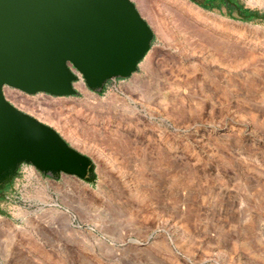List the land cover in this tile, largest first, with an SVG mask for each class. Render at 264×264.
Here are the masks:
<instances>
[{
    "label": "rangeland",
    "instance_id": "1",
    "mask_svg": "<svg viewBox=\"0 0 264 264\" xmlns=\"http://www.w3.org/2000/svg\"><path fill=\"white\" fill-rule=\"evenodd\" d=\"M135 1L162 20L166 34L151 24L162 39L150 50L164 82L141 79L134 93L115 78L93 93L80 79L68 96L5 88L13 104L89 155L97 176L81 187L68 174L61 193L53 185L56 198L42 202L12 197L9 184L0 264H230L220 246L223 223L234 218L250 236L238 240L237 264H264V0H240L260 17L210 24L194 20L192 0ZM26 171L21 181L32 176Z\"/></svg>",
    "mask_w": 264,
    "mask_h": 264
},
{
    "label": "water",
    "instance_id": "2",
    "mask_svg": "<svg viewBox=\"0 0 264 264\" xmlns=\"http://www.w3.org/2000/svg\"><path fill=\"white\" fill-rule=\"evenodd\" d=\"M154 31L133 0H0V195L23 164L53 177L96 179L92 158L51 125L13 104L5 88L76 95L79 75L100 92L128 78Z\"/></svg>",
    "mask_w": 264,
    "mask_h": 264
},
{
    "label": "crops",
    "instance_id": "3",
    "mask_svg": "<svg viewBox=\"0 0 264 264\" xmlns=\"http://www.w3.org/2000/svg\"><path fill=\"white\" fill-rule=\"evenodd\" d=\"M133 1L135 2L139 12L141 13V15L145 18V20L148 22V24L151 26L152 30L154 31V38L153 39H155V38L156 39H162L161 36H165L166 33L160 28L161 25L158 24V22L160 21L158 16L153 15V13L149 9L147 10L148 14L144 15L143 11H141V9H140L139 3L135 0H133ZM143 1L144 0H142V3L145 4V2H143ZM196 6L200 9L196 12L198 14L199 18L196 19V17H195L196 15H194L193 17H194L195 21H198L200 23L210 24L212 21L217 22L218 18L225 17L229 20H233L230 17H233V18L235 17V15H230V14L227 15L229 17H226V16H223V14H221L219 12V10H210V9L202 8V7L198 6L197 4H196ZM252 17H254V16H252ZM255 17H260V16L255 15ZM148 18L150 19V21L151 20L154 21V23L152 21L150 23L148 21ZM247 18H250V17H247ZM151 24L159 26V31H157V32L161 36H158L157 32L155 31V29L153 28V26ZM230 31L231 32L233 31V33L237 34V30L230 29ZM198 40H200V39L198 38ZM154 57H155V51L150 50L147 53V55L145 56L146 60H145V64H144L145 66L143 67V70L139 73L134 72L128 78H120L119 81H122V83L124 85H129V87L131 88V92H134V93H141V89L139 87V81L141 79L142 80L146 79L148 82H151V81L155 82L156 80H161L162 82H164L166 80V75L163 73H162L163 75H161V73L157 72V67L153 64ZM111 80H108L104 85L111 82ZM93 93H96V92H93ZM47 124H49V123H47ZM49 125H51V124H49ZM52 127H54V126H52ZM57 131L61 134V132L59 130H57ZM61 135L63 136V134H61ZM28 167H31V165L23 164L19 168L17 176L12 179L10 185L7 184L5 186V188H6L9 185V190L11 191L12 197H19V195H20V196H22V198L25 197V198H28L30 201L35 200L37 202H39V201L42 202L49 195L51 197L53 196L54 198H56L57 195H56L55 191H52L50 189V187L54 185L60 191V186L63 184V179H64L63 177L69 176L68 174L61 173L59 176L53 177V176H50L48 174H44L38 170H35L36 172L33 173V170L31 168H28ZM25 169L27 170L26 172H28V174H30V176L32 175L30 178L33 179L34 183H31L29 181L30 178L29 177L27 178L24 175H22L23 177H21L22 181H21V179L18 178L21 176V172L24 171ZM70 176H73V175H70ZM73 177H75L76 179H78L82 183H85V184H82L81 187H88L87 186V185H89L88 182H86L85 180L78 178L76 176H73ZM2 193H3V195L2 196L0 195V200H3L7 203L9 200L7 197V194L3 191H2ZM60 193H61V191H60ZM17 194H18V196H17ZM59 197H60V195H59ZM10 200H13V199H10ZM57 202H61V201H57ZM57 202L50 203V204L55 205V206H60L59 203H57ZM2 205H3L2 202H0V209H1ZM54 213L55 212L51 213V215H52L51 219L55 218V222L56 221L58 222L60 215L58 213H55L56 215L54 216L53 215ZM238 223L241 224V222L237 218H234L232 221L229 222V224L223 223L224 224L223 225V231L225 234V238H224L225 241L223 242L224 244H222L220 246V248H221V250L225 251V254H224L225 256L233 258V263H231V261H230V264H237L236 258L240 256L239 248L237 245L238 240H245V241L250 242V236H248L247 230L244 228H243L244 230L242 228L238 229V225H239ZM6 228L7 227L5 225V222L1 221L0 222V233H2L3 230ZM239 230H240V234L243 232L241 234V237H238ZM248 249L249 248H247L246 250H248ZM250 250L252 253L253 249H252L251 245H250Z\"/></svg>",
    "mask_w": 264,
    "mask_h": 264
},
{
    "label": "flooded vegetation",
    "instance_id": "4",
    "mask_svg": "<svg viewBox=\"0 0 264 264\" xmlns=\"http://www.w3.org/2000/svg\"><path fill=\"white\" fill-rule=\"evenodd\" d=\"M202 8L220 10L238 17H249V10L242 5L240 0H192ZM253 14H255L253 12ZM255 16V15H253Z\"/></svg>",
    "mask_w": 264,
    "mask_h": 264
},
{
    "label": "bare ground",
    "instance_id": "5",
    "mask_svg": "<svg viewBox=\"0 0 264 264\" xmlns=\"http://www.w3.org/2000/svg\"><path fill=\"white\" fill-rule=\"evenodd\" d=\"M262 5H264V1H262V3H261ZM180 8V7H179ZM186 11V10H185ZM174 13H176L175 11H174ZM178 13V12H177ZM180 14H181V12H180ZM188 14V13H187ZM195 14V13H194ZM181 15H184V14H181ZM185 17V16H184ZM187 18H188V16H186ZM190 18V17H189ZM179 19H180V17H179ZM182 19H180V21H181ZM183 21V20H182ZM181 21V22H182ZM183 22H188V21H186V19H185V21H183ZM189 24H191V23H189ZM191 27H193V25H190ZM187 27H189V25L187 26ZM193 29L194 30H196V28L195 27H193ZM197 31V30H196ZM198 33H200V34H198L201 38H202V40L203 41H205L207 44H210V45H212V46H214V47H216V48H219V49H229L228 47H230V45H227V44H225V43H222L221 41H219V39L218 38H216V37H214V35H212V34H210V33H208V32H198ZM77 74L79 75V77H80V79L82 80L81 82H80V86L81 87H83L84 88V82H83V79L81 78V76H80V74L77 72ZM85 89V88H84ZM86 90V89H85ZM87 91V90H86Z\"/></svg>",
    "mask_w": 264,
    "mask_h": 264
},
{
    "label": "trees",
    "instance_id": "6",
    "mask_svg": "<svg viewBox=\"0 0 264 264\" xmlns=\"http://www.w3.org/2000/svg\"><path fill=\"white\" fill-rule=\"evenodd\" d=\"M248 9H246V11H247ZM255 14H253V12H251L250 10H249V17H252L253 15H256V12H254ZM261 17H264V14H262L261 15Z\"/></svg>",
    "mask_w": 264,
    "mask_h": 264
}]
</instances>
